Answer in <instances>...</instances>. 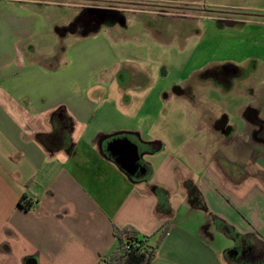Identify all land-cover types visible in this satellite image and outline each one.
I'll return each mask as SVG.
<instances>
[{"label":"crops","instance_id":"crops-1","mask_svg":"<svg viewBox=\"0 0 264 264\" xmlns=\"http://www.w3.org/2000/svg\"><path fill=\"white\" fill-rule=\"evenodd\" d=\"M29 31L0 46V264H98L117 248L114 226L129 224L152 244L166 229L151 264H264V144L255 138L264 81L239 122L220 127L219 149L195 177L173 153L162 157L166 145L144 138L148 128L95 125L110 114H92L96 101L78 79L66 83L69 97L59 94L63 81L35 61ZM64 60L54 70L73 66ZM123 141L148 149L141 172L104 151ZM185 204L204 211L202 225L174 219ZM215 233L230 244L216 245Z\"/></svg>","mask_w":264,"mask_h":264},{"label":"rangeland","instance_id":"rangeland-1","mask_svg":"<svg viewBox=\"0 0 264 264\" xmlns=\"http://www.w3.org/2000/svg\"><path fill=\"white\" fill-rule=\"evenodd\" d=\"M20 28L35 61L63 81L59 94L76 78L95 98L92 114L109 112L95 125L148 128L144 138L166 145L162 157L173 153L195 177L217 153L220 127L239 122L264 81V0H0V46ZM64 59L73 66L54 70ZM188 209L174 219L205 222Z\"/></svg>","mask_w":264,"mask_h":264},{"label":"trees","instance_id":"trees-1","mask_svg":"<svg viewBox=\"0 0 264 264\" xmlns=\"http://www.w3.org/2000/svg\"><path fill=\"white\" fill-rule=\"evenodd\" d=\"M25 209H30L28 203L21 204ZM166 229L162 232L159 240L152 244L150 235L141 234L133 225L123 227L114 226L113 234L117 240V248L106 258H102L106 264H151L157 254L161 239Z\"/></svg>","mask_w":264,"mask_h":264},{"label":"flooded vegetation","instance_id":"flooded-vegetation-1","mask_svg":"<svg viewBox=\"0 0 264 264\" xmlns=\"http://www.w3.org/2000/svg\"><path fill=\"white\" fill-rule=\"evenodd\" d=\"M255 138L262 142L264 144V123H260V129L257 130L255 134ZM119 144V145H118ZM116 146L105 143L104 145V151L106 152L107 155L110 157L116 159L118 162L124 164L126 167L128 166L130 170L134 172H141L143 170V165L140 163V156L144 154V152L147 149H144L143 146L137 147L134 144L128 142V141H123L118 143ZM134 147V155L133 157L136 158L137 161H135V164L132 163L130 160L131 156L129 154V147ZM142 162V161H141ZM133 164V165H132Z\"/></svg>","mask_w":264,"mask_h":264},{"label":"built area","instance_id":"built-area-1","mask_svg":"<svg viewBox=\"0 0 264 264\" xmlns=\"http://www.w3.org/2000/svg\"><path fill=\"white\" fill-rule=\"evenodd\" d=\"M98 264H106V263L103 261V259H100Z\"/></svg>","mask_w":264,"mask_h":264}]
</instances>
